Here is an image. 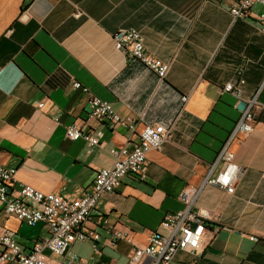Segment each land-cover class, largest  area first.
Segmentation results:
<instances>
[{
	"label": "crops",
	"instance_id": "crops-1",
	"mask_svg": "<svg viewBox=\"0 0 264 264\" xmlns=\"http://www.w3.org/2000/svg\"><path fill=\"white\" fill-rule=\"evenodd\" d=\"M235 1L0 0V165L17 167L16 187L27 183L77 198L100 168L111 166L113 147L132 149L137 142L122 125L89 120V96L72 88V78L120 114L134 116L138 129L174 123L172 138L148 153L146 179L127 176L97 202L85 229L99 234V251L90 240H76L69 253L88 264H129L132 249L145 246L153 231L167 234L161 222L184 207L185 187L202 186L241 116L244 101L222 92V85L242 71V97L259 91L264 102L258 24L264 5L235 19L229 10ZM77 8L80 17L74 16ZM129 27L142 31L150 54L170 62L164 80L115 47L113 34ZM75 122L103 130L102 146L89 153L84 139H69L66 126ZM231 150L241 169L234 193L206 185L196 202L213 216L207 227L221 230L207 232L200 255L179 250L172 264H264V122ZM105 217L129 237L112 241ZM4 231L26 250L50 235L47 225L30 226L1 210L0 235ZM46 254L54 264L63 260Z\"/></svg>",
	"mask_w": 264,
	"mask_h": 264
},
{
	"label": "built area",
	"instance_id": "built-area-1",
	"mask_svg": "<svg viewBox=\"0 0 264 264\" xmlns=\"http://www.w3.org/2000/svg\"><path fill=\"white\" fill-rule=\"evenodd\" d=\"M255 4H263L264 0H236L230 7L233 17H247ZM83 15L77 8L75 17ZM259 28L264 33V14L259 17ZM12 30L8 33L12 34ZM114 45L123 51L129 60L141 62L153 71L158 78L164 80L170 69V62L150 54L146 48L145 37L142 31L135 27L121 28L113 34ZM245 83L242 71L238 72L237 81H229L222 85V92H230L239 100H243L245 107L236 121L233 129L225 140L216 160L210 165L209 172L203 180L202 186L185 187L180 198L184 207L175 213H169L161 222L167 234L153 231L145 246H136L129 254V264H172L179 250L200 255V245L207 232L216 235L221 226L207 227V220L212 219L211 212L204 207H197L196 202L201 188L213 185L233 194L236 182L240 177L241 169L235 162L232 144L240 137L252 132L256 124L264 122V102L259 99V91L244 99L241 85ZM72 88L80 89L88 94L89 120L106 122L110 127L122 125L137 135V142L132 149L127 146L113 147L110 150L113 156L111 166L100 168L93 184L77 198H68L57 193H45L27 183H18L16 178L17 167L0 165V211L15 216L30 226L39 223L47 225L50 235L34 242L30 250L9 232L0 235V264H54L46 254L62 256L59 264H88L77 254L69 253L71 244L76 241L90 240L93 250L98 252L100 236L94 231L85 229V224L92 218L97 202L105 193L116 191L124 178L130 175L141 180L146 179L147 156L152 150H160L164 143L173 136L174 123L146 124L138 129L139 123L134 116H124L116 111L111 103L94 94L89 87L79 80L72 78ZM184 100L187 97L184 96ZM45 101L39 106L43 107ZM66 136L71 140L84 139L89 153L103 144L104 131L85 130L79 123L66 126ZM218 162L222 163L218 172L212 176V171ZM227 178V179H225ZM103 225L111 234V240L127 239V233L117 230L109 218H103ZM257 240L256 236H250Z\"/></svg>",
	"mask_w": 264,
	"mask_h": 264
},
{
	"label": "water",
	"instance_id": "water-1",
	"mask_svg": "<svg viewBox=\"0 0 264 264\" xmlns=\"http://www.w3.org/2000/svg\"><path fill=\"white\" fill-rule=\"evenodd\" d=\"M244 107H245V103H244ZM244 107H243V108H244Z\"/></svg>",
	"mask_w": 264,
	"mask_h": 264
},
{
	"label": "clouds",
	"instance_id": "clouds-1",
	"mask_svg": "<svg viewBox=\"0 0 264 264\" xmlns=\"http://www.w3.org/2000/svg\"><path fill=\"white\" fill-rule=\"evenodd\" d=\"M225 179H227V178H225Z\"/></svg>",
	"mask_w": 264,
	"mask_h": 264
}]
</instances>
